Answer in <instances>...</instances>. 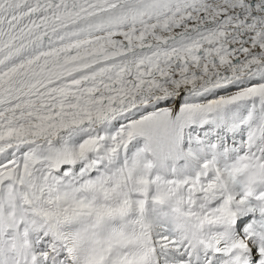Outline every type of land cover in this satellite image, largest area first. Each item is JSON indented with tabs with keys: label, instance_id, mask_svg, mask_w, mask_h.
<instances>
[{
	"label": "snow or ice",
	"instance_id": "obj_1",
	"mask_svg": "<svg viewBox=\"0 0 264 264\" xmlns=\"http://www.w3.org/2000/svg\"><path fill=\"white\" fill-rule=\"evenodd\" d=\"M0 264H264V0H0Z\"/></svg>",
	"mask_w": 264,
	"mask_h": 264
}]
</instances>
